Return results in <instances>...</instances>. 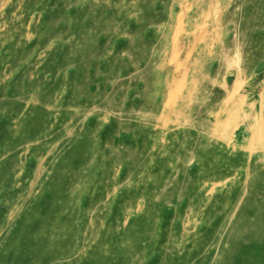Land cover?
<instances>
[{"label": "rangeland", "instance_id": "1", "mask_svg": "<svg viewBox=\"0 0 264 264\" xmlns=\"http://www.w3.org/2000/svg\"><path fill=\"white\" fill-rule=\"evenodd\" d=\"M0 264H264V0H0Z\"/></svg>", "mask_w": 264, "mask_h": 264}]
</instances>
